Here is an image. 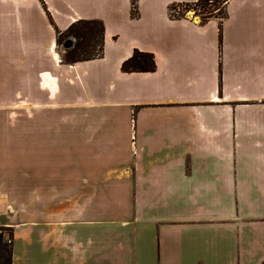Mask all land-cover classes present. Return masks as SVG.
<instances>
[{
    "label": "crops",
    "instance_id": "0c3cea01",
    "mask_svg": "<svg viewBox=\"0 0 264 264\" xmlns=\"http://www.w3.org/2000/svg\"><path fill=\"white\" fill-rule=\"evenodd\" d=\"M196 1L0 0V114L33 113L0 115L12 264H264V0L171 17ZM79 20L104 50L70 65Z\"/></svg>",
    "mask_w": 264,
    "mask_h": 264
},
{
    "label": "trees",
    "instance_id": "16d2710c",
    "mask_svg": "<svg viewBox=\"0 0 264 264\" xmlns=\"http://www.w3.org/2000/svg\"><path fill=\"white\" fill-rule=\"evenodd\" d=\"M209 1L213 3V9L206 8L207 6H205V2L203 3V6H202L203 15L200 21L201 23H205L213 18H219L224 12L226 15V7H224V5L226 6L228 0H223L224 4L222 5V7H224V10L222 8L220 10V8L217 6V3L220 0H209ZM197 2H199V0H197L195 3ZM195 3H189V4H195ZM175 6L170 8V13L176 10ZM225 15L223 16V18L225 17ZM133 16L136 17L137 12ZM180 16H183V15H180ZM171 17L177 18L179 16H176L171 13ZM83 25L85 27L82 28ZM91 25H98L100 27V33H102V36H103L105 28H104L103 22L99 20H79L73 23L65 32H60L56 30L57 38L59 40L58 46L60 47V51H61V44L65 39L72 38L75 40V44L73 48L63 55L62 59L66 64L72 65L78 62L96 60L102 56L103 50H104V39L103 38L100 40L101 46L97 53L91 54V56H88V57H85L84 54H82V52L87 50L86 48L89 45L88 43H86L84 39H86V37L90 36L92 33L90 29L87 31H84V29L86 30ZM94 29H97V28L94 27ZM63 36H64V39L61 40ZM91 48H93V46ZM154 70H155V61H154L153 55L150 53L141 52L139 50H134L132 56L128 58L127 60H125L122 64V71L125 73L153 72ZM0 252H2L0 254V264H12V249L9 248L6 243H4V236L1 233H0Z\"/></svg>",
    "mask_w": 264,
    "mask_h": 264
},
{
    "label": "rangeland",
    "instance_id": "374dc122",
    "mask_svg": "<svg viewBox=\"0 0 264 264\" xmlns=\"http://www.w3.org/2000/svg\"><path fill=\"white\" fill-rule=\"evenodd\" d=\"M204 2H205V6H207L206 8L213 9V3H211V1L199 0V2H197L195 4L176 5L175 6L176 10L174 12L172 11L171 13L176 15V16L189 15V16L197 19V21H201L202 15H203L202 14L203 13V7L202 6H203ZM223 4H224L223 0H220L217 3V6L220 8V10H221V8L224 10V7H226L225 5H224V7H222ZM136 6H137L136 0H132L133 10L136 8ZM134 14L135 13H133V15ZM224 15H225V12L222 13L221 17H219V20H222ZM83 27H85V26L83 25L82 28ZM94 27H96L97 29H94ZM89 29L92 31V33L90 36H87L86 39H84L86 41V43H88L89 45L86 48L87 50L82 52V54H84L85 57H88V56H91V54L97 53L100 46H101L100 40L102 38L104 39V34L102 36V33H100V27L98 25H91L86 30L84 29V31H87ZM62 39H64V36L61 38V40ZM58 42H59V40H58ZM92 46H93V48H91ZM58 51H59V54H61V58H63L64 54L60 51L59 46H58ZM86 54H88V55H86ZM0 115L2 117L25 118V117L33 116V113H32V111H28V110H17V111H10V112H2ZM0 233L4 236V243H6L9 248H11V246H12V244H11V237H12L11 230L8 228L0 226ZM1 253L2 252H0V254Z\"/></svg>",
    "mask_w": 264,
    "mask_h": 264
},
{
    "label": "water",
    "instance_id": "95a60500",
    "mask_svg": "<svg viewBox=\"0 0 264 264\" xmlns=\"http://www.w3.org/2000/svg\"><path fill=\"white\" fill-rule=\"evenodd\" d=\"M75 44V40L72 38L65 39L61 44V52L63 54H66L68 51H70Z\"/></svg>",
    "mask_w": 264,
    "mask_h": 264
}]
</instances>
